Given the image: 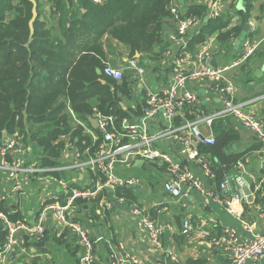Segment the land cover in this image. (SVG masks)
Segmentation results:
<instances>
[{
    "label": "crops",
    "instance_id": "1",
    "mask_svg": "<svg viewBox=\"0 0 264 264\" xmlns=\"http://www.w3.org/2000/svg\"><path fill=\"white\" fill-rule=\"evenodd\" d=\"M21 1L11 0V5L17 6ZM35 1L41 19L53 26L58 17L57 0ZM62 1L67 4V0ZM215 3V0H193L182 4L177 0L178 10L184 15L189 13L188 6L206 8L204 16L198 17L199 24L184 38L185 48L182 42L171 40L177 33V26L174 21L168 20L164 25L163 38L167 51L171 50V54L167 55L166 51L158 60L149 63L139 61L145 70L143 77L135 71L125 72V82L130 91L119 98L120 106L131 122H141L148 91L158 92L171 84L172 68L178 57L184 58L185 70L196 69V50L206 42H213L212 56L206 64L222 67L238 59L245 38L261 43L260 48L247 63L230 70L227 78L238 89L235 100L246 104L249 112L264 120V0H221L217 2V7L215 6L220 16L213 18L211 11ZM11 18L12 14L7 12L6 19ZM209 22L227 25L217 33L208 35ZM250 23L254 24V29ZM201 32L206 34V40L203 43H195V38ZM229 32L230 36L223 38ZM107 38H103L105 46L108 43ZM240 39L241 43L237 44L236 41ZM108 53L107 61L113 67H126L129 53L125 46L113 43ZM186 90L195 93L198 101L187 107L190 110H185L184 118H178L176 125L183 124L184 120H193L195 110L212 112L221 108L222 95L210 80L190 81ZM167 127V123L159 117L148 123L151 134ZM201 129L206 136L210 135V130L207 131L205 127ZM211 131L218 141L220 138L224 141L227 155L238 157L235 165H223L209 153L210 146H200L199 150L216 176L214 179L206 177L200 166L181 154L177 140H163L157 145L160 150L171 154L197 173L203 181L206 195L185 186L180 198L170 196L164 190L167 175L162 166L141 161L118 169L120 177L133 176L142 178L143 181L138 187L127 190V196H124L127 198L126 202L118 203L112 193L111 196L107 193L113 202L111 210H103L96 201H78L74 205L71 217L81 222L91 238L98 241L95 245L96 264H112L109 245L130 253L139 264H233L231 253L212 246L209 237L202 234L203 230L214 236L220 235L225 228H231L236 231L240 242H247L254 235H264V138L244 128L232 118L215 121ZM84 135L90 138L85 132ZM61 140L67 148L70 139L67 137ZM83 147V142H79V146L75 143L73 149H69L68 153L65 149L63 154L59 167L75 164L77 167L74 170L65 171L58 176L53 174V177L41 181L32 179L24 195H15L11 191L10 178L0 170V211L8 214L12 220L32 222L40 214L41 198L60 201L65 198V189L56 180L59 177L72 187L90 188L95 179L86 166V148ZM77 153L79 158H76ZM9 156L6 161L10 165L15 161V157ZM147 174H150L149 180L144 177ZM229 175L239 178L240 183L234 187L245 199L236 200L234 192L221 191L220 184ZM246 189L250 195L245 194ZM115 196L118 197V194ZM133 206L139 207L144 214L166 228L162 237V250L151 243L147 234L139 231V219L131 213ZM185 221H188L193 229L188 234H184ZM245 225L252 228L251 232L245 229ZM45 228L46 236L41 242L26 239L25 235L21 236L20 246L16 249L15 256L8 260V264H80L81 247L76 235L66 231L58 237L61 226L54 214L46 215ZM4 242L5 230L0 221V249ZM23 249H26V252ZM246 264H264V258Z\"/></svg>",
    "mask_w": 264,
    "mask_h": 264
},
{
    "label": "built area",
    "instance_id": "2",
    "mask_svg": "<svg viewBox=\"0 0 264 264\" xmlns=\"http://www.w3.org/2000/svg\"><path fill=\"white\" fill-rule=\"evenodd\" d=\"M95 3L100 0H93ZM212 6L211 16L217 18L220 16L217 2ZM216 6V7H215ZM171 13L174 23L177 26V33L171 40L182 42L184 38L194 30L199 24L198 17L185 18L179 12L177 4L171 7ZM252 29L254 24L250 23ZM259 42H253L250 38H245L242 46V52L238 59L222 67H212L206 64L212 56L213 42H206L199 46L195 53V60L198 68L185 70V60L178 57L172 68L173 79L170 85L158 92H147L143 117L141 122H131L127 118L121 119L117 115L96 114L98 128H91L74 117V123L80 126L93 141L101 138V143L95 150L92 147L86 148L84 157L86 166L91 170L94 184L89 188H78L70 186L62 178H58L57 183L65 189L66 196L61 201L41 198L40 214L35 218L34 224L29 221L12 220L11 217L0 211V221L5 230L4 246L0 249V264H8L9 257L20 246L21 236L29 237L31 240L41 242L46 236L45 217L47 214H54L61 226L58 237L66 231H70L78 238L81 247L80 264H96L95 245L97 240L91 238L81 222L71 217L70 213L78 201H99V206L103 210H111L113 202L109 195H114L118 203L126 202L124 196H115L117 191L124 189H133L138 187L143 181L137 177H120L118 169L123 166H129L134 162H144L162 166L166 172L167 179L164 183V190L174 198H180L183 195V188L188 186L195 189L199 194L206 195L203 181L187 165L178 161L171 154L160 150L157 145L163 140L175 139L181 147V154L193 161L202 168L204 175L214 179L216 176L211 169L209 162L204 158L199 150L200 146H212L216 138L211 131L213 124L217 120L232 118L237 120L244 128L254 134L264 138V120L247 110L246 104L238 103L235 100V94L238 91L236 85L227 78L230 70L247 63L254 57L260 48ZM171 54V50L166 52ZM135 71L139 76L145 75V70L140 66L139 60L128 61L126 67L117 68L106 64L104 76L120 83L125 72ZM210 80L216 90L221 93V108L206 112L203 109L193 111L195 116L193 120H184L181 125H176L178 118H184L187 107L192 106L198 101L195 93L186 90L190 81ZM159 117L166 122L168 127L163 128L155 134L148 130V123ZM202 127L210 130V135L206 136L202 132ZM96 130L100 134H96ZM74 145L67 143V153ZM25 145L19 135L9 136L4 134V139L0 146V170L4 171L11 180V191L15 195H24L27 185L32 179L41 181L45 178L53 177V174H62L65 171L74 170L75 164L62 167L41 168L36 161L27 164L25 155ZM76 158H79L77 153ZM11 155L15 157L12 164H7L6 158ZM239 184L238 177L229 175L220 184V189L224 193L234 192L236 200H243L245 197L234 187ZM109 195H108V194ZM131 213L139 219L138 227L141 233L147 234L151 243L162 250V237L165 227L156 223L149 215L137 206L131 208ZM245 229L251 232V227L245 225ZM192 227L188 221L184 222V234L192 232ZM205 237H209V243L231 253L233 264H246L247 262H258L264 258V235H254L247 242H240L236 231L231 228H225L220 235L211 236L206 230L202 231ZM111 249L112 264H139L138 260L128 252L118 250L109 245ZM26 252V249H23ZM176 260V259H175ZM161 264V263H160ZM163 264V263H162Z\"/></svg>",
    "mask_w": 264,
    "mask_h": 264
},
{
    "label": "trees",
    "instance_id": "3",
    "mask_svg": "<svg viewBox=\"0 0 264 264\" xmlns=\"http://www.w3.org/2000/svg\"><path fill=\"white\" fill-rule=\"evenodd\" d=\"M189 1L193 0L184 3ZM175 3L177 0H67L65 4L57 0L55 24L42 20L38 9L31 28L33 4L29 0L17 6L11 0H0V146L5 133L19 135L27 164L36 161L41 168L61 166L66 149L62 138L68 137L73 145L79 140L83 148L95 150L101 138L95 144L75 125L74 117L87 125L96 114L128 118L119 98L130 91L125 75L119 84L103 73L110 64L108 52L118 43L127 48L128 61L158 60L167 51L163 30L173 20ZM188 8L187 15L181 14L185 18L202 17L206 12L205 6ZM7 12L12 14L10 20ZM226 25L209 22L208 35ZM205 40L206 34L201 32L194 41ZM224 148L220 138L208 151L221 164L235 165L238 157H230ZM127 190L116 194L125 196Z\"/></svg>",
    "mask_w": 264,
    "mask_h": 264
},
{
    "label": "water",
    "instance_id": "4",
    "mask_svg": "<svg viewBox=\"0 0 264 264\" xmlns=\"http://www.w3.org/2000/svg\"><path fill=\"white\" fill-rule=\"evenodd\" d=\"M29 1L33 4V10H32L33 17H32V20L30 22V26H31V28H33V25H34L35 21L38 18V5H37L35 0H29ZM180 2L182 4H184V0H180ZM236 42H237V44L241 43V39L237 40ZM102 83L105 84L106 82L103 81ZM89 122H90V124H91L93 129H97L98 128V122H97L96 119L90 117L89 118ZM75 143L77 144V146H79V141L78 140H75ZM245 194L246 195H250L249 190L246 189ZM34 223H35L34 221L31 222V224H34ZM26 239H29V237H26ZM41 244H43V242L40 243V245ZM15 254H16L15 252L12 253L11 256L9 257V260H11V258H13L15 256Z\"/></svg>",
    "mask_w": 264,
    "mask_h": 264
},
{
    "label": "rangeland",
    "instance_id": "5",
    "mask_svg": "<svg viewBox=\"0 0 264 264\" xmlns=\"http://www.w3.org/2000/svg\"><path fill=\"white\" fill-rule=\"evenodd\" d=\"M55 24V23H54ZM145 175V174H144ZM145 177V179H147V180H149V178H150V174H147V176H144ZM140 179H142V178H140Z\"/></svg>",
    "mask_w": 264,
    "mask_h": 264
}]
</instances>
